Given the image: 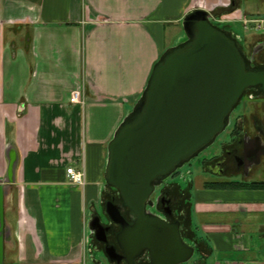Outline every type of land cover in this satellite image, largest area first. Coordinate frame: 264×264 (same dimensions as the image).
Segmentation results:
<instances>
[{"label": "crops", "instance_id": "1", "mask_svg": "<svg viewBox=\"0 0 264 264\" xmlns=\"http://www.w3.org/2000/svg\"><path fill=\"white\" fill-rule=\"evenodd\" d=\"M0 3V264L95 263L88 221L104 215L114 190L108 146L165 47L203 9L263 67L264 0ZM75 90L82 100L72 103ZM252 97L251 110L264 108V96ZM70 165L84 170V184L69 182ZM210 182L189 203L197 264H264V187Z\"/></svg>", "mask_w": 264, "mask_h": 264}, {"label": "water", "instance_id": "2", "mask_svg": "<svg viewBox=\"0 0 264 264\" xmlns=\"http://www.w3.org/2000/svg\"><path fill=\"white\" fill-rule=\"evenodd\" d=\"M183 28L186 40L161 56L141 100L108 146L107 182L134 215L129 222L115 197L105 202L103 214L121 225L116 240L123 255L109 244L110 227L101 215L89 218V234L106 243L111 261L136 264L145 249L152 264H184L194 256L195 246L183 238L180 220L167 223L147 206L155 204L151 197L163 180L214 143L249 87L264 93V66L254 67L206 10L189 13ZM163 211L173 215L171 205Z\"/></svg>", "mask_w": 264, "mask_h": 264}, {"label": "flooded vegetation", "instance_id": "3", "mask_svg": "<svg viewBox=\"0 0 264 264\" xmlns=\"http://www.w3.org/2000/svg\"><path fill=\"white\" fill-rule=\"evenodd\" d=\"M255 67V66H254ZM246 95L252 96H264V93L259 90L258 86L249 87L247 89ZM254 98V97H252ZM263 105H254L248 117L243 119L234 130V134L229 141V145L223 148V152L216 159L213 166L210 169L216 171L215 174L221 173L229 174L233 172L249 173L257 167H261L264 163V111ZM179 171V170H178ZM177 171V172H178ZM176 171H174L169 178H171ZM162 181L160 191L157 189V196H155V204L150 207L151 215L158 216L167 223H175L180 220L181 226L180 230L183 238L187 241H191L193 246H195V251L199 249L196 242L192 241L193 232L189 225V211L190 205L189 201H184L182 194L185 193L180 188L174 185L168 184V179ZM161 196L160 201L157 203V197ZM111 196L115 197L116 202L121 206V212L125 218L132 222L133 213L131 210L124 205V201L117 189L111 192ZM184 201V202H183ZM177 203V204H176ZM171 205L173 208V215H168L163 211L164 207ZM102 223L110 227L108 230V240L109 244H115L117 251L123 255L121 247L118 245L116 240V234L121 229L120 224L114 223L106 215H102ZM4 228L0 224V233L3 234ZM93 237V236H92ZM95 244L94 249L99 253L95 258V264H127L125 259L121 258L118 262L117 260L111 261L106 254L105 242L97 241L93 237ZM102 258H106L108 261H104ZM136 264H152L151 255L148 249H145L140 255L136 257Z\"/></svg>", "mask_w": 264, "mask_h": 264}, {"label": "rangeland", "instance_id": "4", "mask_svg": "<svg viewBox=\"0 0 264 264\" xmlns=\"http://www.w3.org/2000/svg\"><path fill=\"white\" fill-rule=\"evenodd\" d=\"M180 27L182 28L180 32L182 33V36H180L179 42L177 44L182 43L183 41L186 40V34L182 23ZM178 31H176V34ZM177 44H173V45H177ZM173 45L171 46L168 45L165 47V49L167 50L171 48ZM246 92L244 93L240 103L232 111L229 121L227 120L228 125L226 129L216 138L214 143L211 144L208 148L202 150L189 162L185 163L181 168L178 169L179 171L176 170L175 172L176 174H174L171 178L168 179V184L171 183H172L171 185L175 184L177 188H180L182 191L185 192L182 194L183 197L182 199L184 201H186L187 199V201H189V203L191 204L194 201V197L192 196V193L197 188V186L202 185L204 182H210V181L228 182L233 180L240 181L241 178L248 180V182H264V167L262 166L257 167L248 174L235 171L233 173L222 175L221 173L215 174L216 171L214 169H210V166L214 165L216 159L223 152L224 145L225 146L229 145V141L231 140V137L234 134V130L237 126L240 116L242 117L244 114H246L248 111L251 110L250 99H252V96L250 95L247 96ZM157 189L160 191L161 187L160 188L157 187ZM188 192L190 193L189 196H188ZM155 196H157V190L152 195L151 198L154 199ZM100 209L102 211L101 207ZM102 259L105 262L108 261L106 258H102ZM88 260H90V263L87 262V264H95L94 262L91 261L90 255L88 257ZM198 260H199V253L197 251L194 254V256L184 264H197Z\"/></svg>", "mask_w": 264, "mask_h": 264}, {"label": "built area", "instance_id": "5", "mask_svg": "<svg viewBox=\"0 0 264 264\" xmlns=\"http://www.w3.org/2000/svg\"><path fill=\"white\" fill-rule=\"evenodd\" d=\"M81 91L75 90L72 92L70 101L72 103L81 101ZM67 175L69 182L73 184H84V170L77 169L73 165L67 167Z\"/></svg>", "mask_w": 264, "mask_h": 264}, {"label": "trees", "instance_id": "6", "mask_svg": "<svg viewBox=\"0 0 264 264\" xmlns=\"http://www.w3.org/2000/svg\"><path fill=\"white\" fill-rule=\"evenodd\" d=\"M211 186H224L229 188H263L264 182H243V181H228V182H210ZM190 193L188 192V196Z\"/></svg>", "mask_w": 264, "mask_h": 264}]
</instances>
